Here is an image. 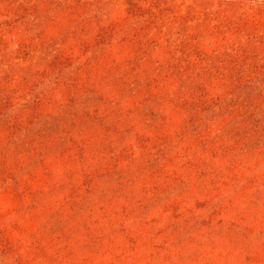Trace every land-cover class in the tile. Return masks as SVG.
Returning a JSON list of instances; mask_svg holds the SVG:
<instances>
[{
	"label": "rangeland",
	"instance_id": "374dc122",
	"mask_svg": "<svg viewBox=\"0 0 264 264\" xmlns=\"http://www.w3.org/2000/svg\"><path fill=\"white\" fill-rule=\"evenodd\" d=\"M0 264H264V0H0Z\"/></svg>",
	"mask_w": 264,
	"mask_h": 264
}]
</instances>
